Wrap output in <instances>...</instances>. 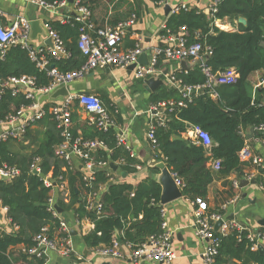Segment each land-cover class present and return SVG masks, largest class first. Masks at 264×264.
I'll return each mask as SVG.
<instances>
[{
    "label": "trees",
    "instance_id": "obj_1",
    "mask_svg": "<svg viewBox=\"0 0 264 264\" xmlns=\"http://www.w3.org/2000/svg\"><path fill=\"white\" fill-rule=\"evenodd\" d=\"M82 3L87 6L85 0ZM216 18L235 24L237 29L211 28L203 11L189 8L168 17V34L179 35L185 28L184 38L188 45L197 42L210 50L206 64L213 72L233 67L239 78L233 85L219 86L216 100L201 90L192 96L190 102H186L185 107L173 109L167 114L162 125L154 123L157 148L152 152L156 161L163 160L167 169L184 183L182 197L192 202L195 209L198 208L197 201H201L209 213H221L219 208L208 210L206 207L208 188L214 180L212 161L220 162L217 172L220 177L242 174L246 165L240 159V153L245 148L243 132L264 126V86L254 88L255 85L251 83V77L255 74H259V80L264 78V0H221ZM239 18H244L246 24L238 23ZM47 23L60 36L69 53L68 58L52 60L51 63L62 72L79 69L85 62L77 48L80 25L73 20L64 24L57 21ZM174 74L182 86H200L206 80L197 66L186 71H175ZM21 76L35 78L37 87H45L50 82L46 73L39 71L30 61L25 50L12 47L0 63V82ZM96 95L107 108L116 127L103 133L88 121H77L73 109L72 120L75 124L72 134L74 138L80 137L82 140L104 141L108 152L96 151L92 155L93 161L96 164L114 162L120 174H110L114 177L110 181L103 170H96L93 173L95 180L89 183L78 165L70 169L57 159L54 151L62 138L49 117L37 123L43 131L38 132L36 146L31 153L16 152L9 141L0 143V165L5 163L19 170V175L11 180H0V201L7 209L5 216L11 226L6 233H0V264H44L45 257L36 258L22 250L28 251L36 245L34 238L43 227H49L50 234L57 233L59 221L47 212L45 206L51 189L44 187L39 177L29 173V165L34 157L41 159L42 174H51L55 180L62 177L67 182L68 203L59 197V208L72 213L77 221H87L93 226L83 236L87 248L109 247L118 233L119 244L134 249L149 237L161 233V186L153 178L143 179L137 184L121 179L122 173L127 178L139 163L124 146L118 144L116 128L121 123V116L106 96ZM149 100L151 105H157L168 100L179 101L181 96L176 90L160 87L149 96ZM27 103L22 95L13 97L6 90L0 99V120ZM187 125L205 131L212 145L205 148L189 138ZM31 135L28 130L26 137ZM254 137L264 139V135L256 133ZM150 169L154 174L159 172L156 167ZM100 187H105V190L99 193ZM93 192H98L100 196L101 208L97 212L85 209L84 199ZM75 205L78 206L73 210ZM249 247L246 233L237 236L236 232H232L220 237L216 264H264V254L252 252Z\"/></svg>",
    "mask_w": 264,
    "mask_h": 264
},
{
    "label": "built area",
    "instance_id": "obj_2",
    "mask_svg": "<svg viewBox=\"0 0 264 264\" xmlns=\"http://www.w3.org/2000/svg\"><path fill=\"white\" fill-rule=\"evenodd\" d=\"M33 7L55 13V9L63 10L68 0H61L49 3L47 0H22ZM121 0H111L109 4V13L111 14L114 4ZM130 4L134 0H124ZM73 9L75 15L70 17L65 15L61 17V23H68L71 20L80 25V34L77 39V48L81 55L85 58L84 64L74 71L62 72L51 62L66 59L69 53L66 51L60 36L46 22L44 25L45 37L50 39L52 48L44 43L35 45L30 39L31 25L30 20L23 16H16L10 23L3 25L0 10V63L3 62L12 47H19L27 52L28 58L39 71H43L49 77L50 82L45 87H37L35 78L31 76L10 77L0 82V99L7 90L11 96L17 97L22 95L28 103L21 105L15 113L6 116L0 120V143L9 140L23 141L27 130L36 125L46 117L51 118L59 130L62 142L55 148V157L66 163L70 169H74L78 165L85 172L86 179L92 183L95 178L93 173L96 170L104 171L109 176L110 181L114 179L110 174H114L110 164H116L111 161L100 162L96 164L93 161V153L102 150L108 152V148L104 141L99 139L82 140L80 137L74 138L72 130L74 122L72 120L73 109L75 106L81 108L88 114V122L101 131L107 132L115 128L113 118L108 114L106 107L96 94L92 93H69L64 97L56 100H48L39 103V99L45 95H51L61 87L67 88L69 84L84 79L87 75L95 71H104L108 69H119L126 71L131 65H135L133 77L140 81L162 78L164 75L160 67L162 61H172L180 63L185 61L189 66H197L204 74L206 80L203 85L188 87L182 86L175 76L174 72L167 73L165 76L166 84L169 88L176 90L181 100H168L157 105H150L147 114L150 117L146 138L150 142L152 152L157 148L155 139V125H162L165 122L167 114L173 109L185 107L186 102H190L192 96L201 90H205L211 99L218 98L217 88L219 86L233 85L237 82L239 75L233 67L213 72L206 64V57L210 54V50L203 48L200 43L187 44L184 38L185 28H182L179 35L168 34L167 23L165 22L161 30L165 34H161L158 38L162 45L152 48H145L140 42H135L131 47L124 48V42L130 37L132 28L137 23V16L133 12L129 17L118 21L111 25L109 23L102 27L96 25L92 18L90 9L82 3V0H73ZM158 5H167V0H158ZM221 0H211L207 7L201 9L209 19L210 27L223 29L222 21L216 18L218 6ZM189 7L180 5L170 8V15L177 14L180 11H188ZM199 36V35H197ZM146 55V63H139V59ZM180 67V66H179ZM181 71H186L182 70ZM264 86V78H262L254 88ZM117 113V112H116ZM188 137L193 139L197 144H201L205 148H209L212 142L208 134L196 126L187 128ZM254 133L264 135V126L253 129ZM261 147L264 149V139H258ZM118 144L129 150L124 145L122 139H118ZM242 161L248 160L252 164V172L247 179H254L259 170L263 168V161L260 157H252L250 159L248 151L244 148L240 153ZM164 163L163 160L154 163ZM119 163V162H118ZM41 159L34 157L29 165V173L37 176L42 181L44 187L51 189L45 206L47 212L58 219L59 226L57 233L50 234L49 227H43L35 238V246L27 252L30 256L36 258H46L44 264H48L47 255L49 252L55 253L60 258H68L74 251L71 241V230L62 217L63 213L56 210L57 200L66 201L68 197V185L62 177L55 180L51 174H42L40 167ZM141 167L135 166L136 170ZM211 168L213 172L220 169L219 161H212ZM171 173V172H170ZM19 175L16 167H10L5 163L0 165V180H11ZM175 185L181 190L184 183L178 179L175 174L171 173ZM233 187L238 188V182L233 181ZM105 187L99 188V193L103 192ZM98 192H93L85 197L86 211H99L101 205L99 203ZM131 196H133L131 194ZM236 198L223 203L219 210L221 213H209L206 211L205 205L201 201L198 202V208L194 209L193 227L195 234L205 242L204 249L201 253L202 264H216L219 255L220 237L226 236L232 232H236L237 236L246 233V239L250 245V251L258 252V248L264 241V232L251 231L237 221L230 219L227 211L236 202ZM68 200V199H67ZM0 211L6 213L7 209L2 206L0 201ZM164 211L161 210V233L149 237L145 242L131 249L128 258L130 261L137 263L144 259L150 262L169 264L175 255L170 249L172 231L167 229V223L164 220ZM8 223L9 220L7 219ZM79 224L80 222L76 220ZM219 223V227L215 226ZM10 224V223H9ZM7 229L0 226V233H6ZM120 244L117 237L112 240L109 247H103L92 250V257L98 255L111 258H122L119 250Z\"/></svg>",
    "mask_w": 264,
    "mask_h": 264
},
{
    "label": "crops",
    "instance_id": "obj_3",
    "mask_svg": "<svg viewBox=\"0 0 264 264\" xmlns=\"http://www.w3.org/2000/svg\"><path fill=\"white\" fill-rule=\"evenodd\" d=\"M210 1L167 0V5L170 8L185 5L190 9L201 10L207 7ZM85 2L92 13L94 23L99 27L107 23H117L129 17L133 12L136 14L137 23L132 28L130 37L124 42V48L131 47L135 42H140L145 48L162 45L158 38L163 32L161 27L167 22L168 17L171 16L170 14L168 16L165 15V5H158L154 0H134L133 4L121 0L114 4L112 12L108 16L111 0H85ZM0 10L3 12V16L1 17V23L3 25L10 23L16 16H23L30 21L39 22L43 31L46 22L57 21L61 23L62 16L69 15L73 17L75 15L73 3L69 2V0L63 10L55 9V13L38 9L22 0H0ZM222 24L224 25L223 30L234 31L237 29L235 24H231L227 20H223ZM45 39L44 32V36L38 35L37 39L32 41L35 45H41ZM146 59L147 56L143 55L141 62L146 63ZM179 66L180 63L172 61H162L160 63L164 75L160 78L163 85L157 89L160 87L171 89L166 84L165 76L167 73L181 71ZM165 71L166 74L164 73ZM259 78V74L253 75L251 77L252 85L258 84L260 81ZM131 79L138 80L133 77V70L108 69L92 72L84 79L69 84L66 89L69 93L101 94L110 100L117 114L121 116V123L116 128L118 139H122L124 145L128 146L129 150L127 151L138 161L141 167L139 170L135 169L125 179L133 184H137L146 178L156 179L160 171L154 174L150 169V167H154L156 164L154 163L150 142L146 138L148 123L150 121L147 111L151 104L143 112H134L132 116L131 113H128L129 107L134 109L135 106L128 96V89L133 83ZM141 83L149 99L152 93L146 91L145 82L141 81ZM74 113L77 115V121L85 123L88 120V114L81 108L75 106ZM135 118H140L138 124L135 123ZM28 130L32 135L30 137H26L25 135L22 144L34 149L37 134L41 130L43 131V128L36 124ZM251 130L248 129L243 132L245 136V149L248 151L250 159L252 157H260L262 159L263 168L259 170V174H256L254 179H247L248 175L252 172V164L250 161L244 159L246 165L242 169V174L232 173L224 178L214 172V180L208 188L206 207L208 210H214L230 199L237 197L236 202L227 211L229 218L237 221L251 231L264 232L262 230L264 227L258 225L259 221L264 217V149L261 147L257 138L251 134ZM20 142L9 140V144L13 150H17L16 152H22L20 149H15L14 146L15 144H20ZM233 181L238 182V188L233 187ZM63 202L68 203L67 198ZM74 209L75 206L73 207ZM194 209L192 202L183 197L162 206L167 229L173 232L170 249L174 253L175 258L169 264H202L201 253L204 249L205 242L195 234L193 227ZM61 213L64 212L62 211ZM65 213L67 214L66 216L63 214V218L71 230V241L74 251L68 258H60L55 253L49 252L47 255L48 264H166L150 262L144 259L134 263L128 258L131 248L126 244H120L119 247L122 258H111L102 255L92 257L93 248H87L85 246L83 236L89 233L93 229V226L87 221H81L78 224L72 213ZM0 214H2L0 226L7 229L9 223L5 213L0 211ZM115 236L118 238V233ZM262 246H264V241L262 242Z\"/></svg>",
    "mask_w": 264,
    "mask_h": 264
},
{
    "label": "water",
    "instance_id": "obj_4",
    "mask_svg": "<svg viewBox=\"0 0 264 264\" xmlns=\"http://www.w3.org/2000/svg\"><path fill=\"white\" fill-rule=\"evenodd\" d=\"M69 2H73V0H69ZM164 13L166 16H168V14L170 13V6L166 5L164 8ZM238 23L245 25L246 24V20L244 18H239L238 19ZM30 25H31V31H30V39L35 41L38 37V35L40 36H44V31L42 30L40 23L37 21H30ZM44 44L50 48H52V43L50 41V39H45ZM142 57L139 59V63L141 64H145L141 62ZM192 66H188L187 63L185 61L180 62V68L182 70H187L189 68H191ZM130 71L135 69V65H131L128 68ZM166 74V71L164 72ZM163 82L162 80L159 79H148L145 81V89L148 93H153L155 92V90L159 87L162 86ZM68 94V91L65 87H61L59 89H57L55 92H53L51 95H45L42 96L39 99V103H42L44 101H48V100H56L59 97H64ZM187 128H189V125H187ZM251 134H253V129L251 130ZM110 167L113 171H117L118 170V166L116 164L111 163ZM156 168H158V170L160 171V174L158 175V177L156 178V181L160 184L161 186V195H160V205L164 206L169 204L170 202L177 200L179 198L182 197V193L181 190L175 185L174 179L171 176L170 171L167 169V167L165 166L164 163L159 162L157 164H155ZM121 178L125 179L126 178V174L122 173L121 174ZM78 205H75V209L77 208ZM56 210L61 213L62 209L58 208L56 206ZM2 218V214H0V219ZM259 226L264 227V217H262V219L259 221L258 223ZM9 228H11L10 224L8 225ZM219 227V223L215 226V228L217 229ZM118 242L120 243V240L117 239ZM258 252L260 254H264V246L260 245L258 248ZM101 264H107V263H101Z\"/></svg>",
    "mask_w": 264,
    "mask_h": 264
},
{
    "label": "rangeland",
    "instance_id": "obj_5",
    "mask_svg": "<svg viewBox=\"0 0 264 264\" xmlns=\"http://www.w3.org/2000/svg\"><path fill=\"white\" fill-rule=\"evenodd\" d=\"M132 80V86L129 87V91H128V96L132 102V104H134V109H132L131 107H129L128 113H131V116L133 115L134 112H143L145 111L149 104H150V100L147 98L145 91L143 89L142 83L140 80ZM115 83V82H114ZM116 85V84H115ZM132 118V117H130ZM140 122V118H135V123L138 124ZM29 139V138H28ZM15 149H20V151L29 154L31 153L32 148H30L29 146H25L22 144V141L20 142V144H15ZM17 151V150H16ZM65 216L67 213H63ZM62 214V217H63Z\"/></svg>",
    "mask_w": 264,
    "mask_h": 264
},
{
    "label": "bare ground",
    "instance_id": "obj_6",
    "mask_svg": "<svg viewBox=\"0 0 264 264\" xmlns=\"http://www.w3.org/2000/svg\"><path fill=\"white\" fill-rule=\"evenodd\" d=\"M102 102V101H101Z\"/></svg>",
    "mask_w": 264,
    "mask_h": 264
}]
</instances>
